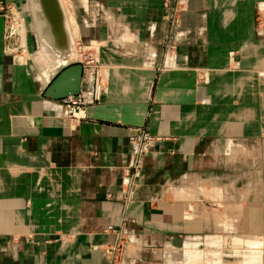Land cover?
Masks as SVG:
<instances>
[{
    "label": "crops",
    "instance_id": "obj_1",
    "mask_svg": "<svg viewBox=\"0 0 264 264\" xmlns=\"http://www.w3.org/2000/svg\"><path fill=\"white\" fill-rule=\"evenodd\" d=\"M2 1L44 30L35 2ZM61 3L101 96L66 119L43 95L55 60L0 14V264H264V0H185L176 26L164 0ZM138 128L161 139L124 208Z\"/></svg>",
    "mask_w": 264,
    "mask_h": 264
},
{
    "label": "built area",
    "instance_id": "obj_2",
    "mask_svg": "<svg viewBox=\"0 0 264 264\" xmlns=\"http://www.w3.org/2000/svg\"><path fill=\"white\" fill-rule=\"evenodd\" d=\"M185 0H164V8L168 11L167 16L170 23L178 25L179 14L183 10ZM0 14L6 19L13 18V23L10 25V34H18V23L21 19L16 13L13 4L0 0ZM15 22V23H14ZM15 24V27L12 25ZM168 48V44H166ZM76 53L79 55L78 61L83 67V77L81 90L78 95H70L62 101V115L70 121H79L86 118V108L90 104L99 102L103 77L100 72V65L97 58V49L92 43H83L80 40L75 42ZM135 134L129 136V142L133 146L130 157V164L124 169V176L126 177L125 189L122 192V202L126 208L131 201L132 194L137 184V178L141 174V159L146 152L148 144L153 140H159L161 137L152 136L143 128L135 130ZM126 221L123 216L120 226L113 229L112 226H107L115 235V242L112 246L103 248L104 251L112 256L113 259L120 261L123 254V247L126 239L123 235L122 226ZM113 264V263H112Z\"/></svg>",
    "mask_w": 264,
    "mask_h": 264
},
{
    "label": "water",
    "instance_id": "obj_3",
    "mask_svg": "<svg viewBox=\"0 0 264 264\" xmlns=\"http://www.w3.org/2000/svg\"><path fill=\"white\" fill-rule=\"evenodd\" d=\"M46 18L49 31H52L58 42L60 51L69 54L64 28V14L59 0H37ZM83 67L79 61H70L59 65L51 79L45 85L43 95L54 100L63 99L70 95H78L81 90Z\"/></svg>",
    "mask_w": 264,
    "mask_h": 264
},
{
    "label": "bare ground",
    "instance_id": "obj_4",
    "mask_svg": "<svg viewBox=\"0 0 264 264\" xmlns=\"http://www.w3.org/2000/svg\"><path fill=\"white\" fill-rule=\"evenodd\" d=\"M29 1V4L32 6V8L35 10V8H34V2L39 6V8H38V12L40 13V18H41V20L43 21V23H44V30H43V33L46 35H48V37H49V41H51V44H52V46L50 47L51 48V52L53 53V58H54V60H55V62H56V65H55V69H53V71L52 72H50V71H47V70H44L48 75H46V77H48L49 79H51V77H52V75L54 74V72H55V70L57 69V67L59 66V65H62V64H66V63H68V62H70V61H78V53H76V50L74 49V47H73V45L71 44V41H70V38H69V34H68V31H67V24H66V15H65V12H64V10H63V14H64V28H65V30H66V41H67V45H68V48H70V52H69V54L67 55V54H63L61 51H60V42H58V39L56 38V36L54 35V33H52V31H49V28H48V24H47V20H46V18L45 17H43L44 16V14H42V10H41V7H40V4H39V2L37 1V0H28ZM59 2H60V5H61V7H62V3H61V0H59ZM63 8V7H62ZM36 12H34V15H33V18H34V20H33V23L35 24V21H36V14H35ZM42 29V28H41ZM36 32H38V31H36ZM38 34H39V32H38ZM43 39V38H42ZM37 41H38V43H39V47H40V34L38 35V38H37ZM46 42V41H45ZM44 43V42H43ZM44 47V46H43ZM46 47H48L47 45H46ZM46 49H48V48H46ZM45 50V49H44ZM43 53H44V51L43 50H41L40 52H39V54H38V57H39V60L41 61V60H43ZM51 56V55H50ZM53 62V61H52Z\"/></svg>",
    "mask_w": 264,
    "mask_h": 264
},
{
    "label": "rangeland",
    "instance_id": "obj_5",
    "mask_svg": "<svg viewBox=\"0 0 264 264\" xmlns=\"http://www.w3.org/2000/svg\"><path fill=\"white\" fill-rule=\"evenodd\" d=\"M8 19V25H9V27H8V31L10 32V25L13 23V18L10 16V17H8L7 18ZM38 20V19H37ZM39 22V21H38ZM38 22H35V24L32 22L31 23V21H30V19L28 18V21L26 22L27 24H28V27L30 28H27V25L25 24V22H24V24H22V20H21V22H19L18 23V34H14L13 36H14V38L16 39V47H17V51L18 52H20V51H22V49H24V46L22 47L21 46V41H23V39H25V37H26V34L28 33V32H30L31 33V37H32V40L34 39L35 40V37H34V34H35V36H36V38H38V35L40 34V46H41V49L42 50H44L45 51V53L47 52V54H49V55H51V57H52V61H53V53L51 52V46H52V44H51V41H49V37H48V35L46 34H44L43 33V30L41 29L42 28V24H40V22L38 23ZM15 23V22H14ZM40 24V25H39ZM13 27H15V24L14 25H12ZM41 26V27H40ZM36 31H38L39 32V34H38V32H36ZM43 38V39H42ZM46 41V42H45ZM44 42V43H43ZM24 44V43H23ZM46 45L48 46V47H46ZM44 46V47H43ZM46 48H48V49H46ZM40 49V50H41ZM75 49V48H74ZM76 50V49H75ZM78 57H79V55H78ZM38 59H39V57H38ZM79 59V58H78ZM41 62H42V60H41ZM44 63L42 64V65H40L39 66V69H41L42 67H44L46 64H47V61L45 62V60L43 61ZM38 65V64H37ZM43 75H44V71H43Z\"/></svg>",
    "mask_w": 264,
    "mask_h": 264
}]
</instances>
